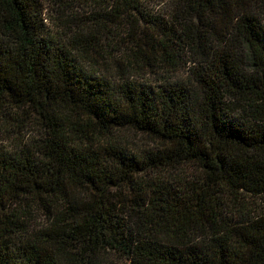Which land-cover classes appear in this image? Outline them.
I'll return each instance as SVG.
<instances>
[{
    "label": "trees",
    "instance_id": "16d2710c",
    "mask_svg": "<svg viewBox=\"0 0 264 264\" xmlns=\"http://www.w3.org/2000/svg\"><path fill=\"white\" fill-rule=\"evenodd\" d=\"M89 1L0 0V264H264V0Z\"/></svg>",
    "mask_w": 264,
    "mask_h": 264
},
{
    "label": "rangeland",
    "instance_id": "374dc122",
    "mask_svg": "<svg viewBox=\"0 0 264 264\" xmlns=\"http://www.w3.org/2000/svg\"><path fill=\"white\" fill-rule=\"evenodd\" d=\"M40 3L43 15L44 17H46L43 22L45 23L48 31L52 33L53 36H57L66 30L70 31L69 34H71V32H75L78 27H80L84 23H88V18L92 15L93 12L98 10L95 5H92L93 3L89 0H40ZM144 5L149 14L154 17L167 16V0H145ZM125 37H127V35L118 36V38L115 39V44L119 43L120 49L124 48V41L126 40ZM107 42H109V40ZM104 46L105 48H109L108 46H106V43H104ZM141 76L142 78L137 76H134V78L137 81L142 82L154 80V76ZM9 126L10 125H8L7 128ZM16 129L17 128L15 127L14 131L3 133V135L1 136L3 139L2 146L7 151H12L14 149V145H16L17 142L16 138L20 139V135L31 136L35 131L31 124L25 129H20V132H18V130ZM129 139H131L135 144L140 143V138L136 135L130 134ZM43 219V217L38 218L37 221L42 222Z\"/></svg>",
    "mask_w": 264,
    "mask_h": 264
}]
</instances>
